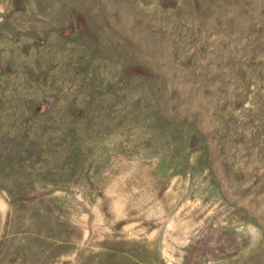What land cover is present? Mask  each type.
Wrapping results in <instances>:
<instances>
[{"label": "rangeland", "instance_id": "1", "mask_svg": "<svg viewBox=\"0 0 264 264\" xmlns=\"http://www.w3.org/2000/svg\"><path fill=\"white\" fill-rule=\"evenodd\" d=\"M0 264H264V0H0Z\"/></svg>", "mask_w": 264, "mask_h": 264}]
</instances>
